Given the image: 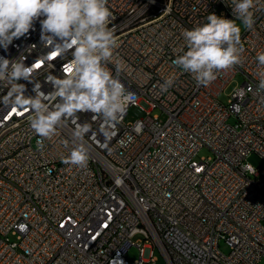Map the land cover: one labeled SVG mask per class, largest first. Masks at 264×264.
I'll return each instance as SVG.
<instances>
[{
  "label": "built area",
  "instance_id": "built-area-1",
  "mask_svg": "<svg viewBox=\"0 0 264 264\" xmlns=\"http://www.w3.org/2000/svg\"><path fill=\"white\" fill-rule=\"evenodd\" d=\"M108 7L119 78L136 93V106L108 148L101 135L84 137L89 161L81 169L63 163L75 139L71 121L39 149L30 113L0 104V264H156L155 250L165 264H261L264 169L247 158L264 161V92L256 91L264 71L256 59L264 52V11L254 9L253 26L244 27L241 64L198 86L172 64L182 54V32L213 13L235 19L230 0H108ZM50 51L37 21L29 34L0 48V57L23 55L31 66ZM68 59L70 53L37 61L34 78L42 91L52 90L46 76H62ZM108 67L115 75L114 63ZM238 75L242 83L221 103ZM170 76L174 85L163 92ZM19 82L25 95H34L32 83ZM6 91L0 87V96ZM128 116L134 120L126 122ZM90 118L79 114L97 132L100 122ZM138 122L140 131H133ZM202 147L210 157L198 158ZM108 153H120V161L108 160ZM133 246L138 258L129 261Z\"/></svg>",
  "mask_w": 264,
  "mask_h": 264
},
{
  "label": "clouds",
  "instance_id": "clouds-1",
  "mask_svg": "<svg viewBox=\"0 0 264 264\" xmlns=\"http://www.w3.org/2000/svg\"><path fill=\"white\" fill-rule=\"evenodd\" d=\"M230 3L235 19L213 13L207 16L206 23L182 32V54L172 64L190 74L198 86H208L221 71L241 64L244 47L241 26L236 21L250 29L254 24L253 10L264 11V0H230ZM113 19L108 0H0V48L7 50L15 39L34 30L39 21L41 40L51 51L39 56L37 61L66 58L70 53V59L62 67V76L51 73L46 76L45 83L52 89L47 93L34 78L37 61L27 66L23 55L15 60L0 57V87L7 89L0 96V104L30 113L28 122L38 137L39 149L45 147V140L57 135L65 121H71L75 125V139L63 163L81 169H86L89 161L88 149L82 142L84 137L89 133L93 139L101 135L102 146L108 148L118 136L117 126L129 107L136 106V93L127 89L119 78L123 68L122 62L114 58L119 43L114 27H109ZM256 59L264 68V52L258 53ZM110 63H114L115 75L108 67ZM259 76L256 91L264 92V71ZM20 80L33 84L34 95H25L27 86ZM174 82L170 76L160 85L161 90L167 92ZM81 113H91V121L100 122L97 132H93L91 123L79 122ZM133 131H140L139 122ZM125 136L129 143L134 139L130 134ZM119 143L123 146L125 140Z\"/></svg>",
  "mask_w": 264,
  "mask_h": 264
},
{
  "label": "rangeland",
  "instance_id": "rangeland-1",
  "mask_svg": "<svg viewBox=\"0 0 264 264\" xmlns=\"http://www.w3.org/2000/svg\"><path fill=\"white\" fill-rule=\"evenodd\" d=\"M237 24H239L241 26V34L243 33L244 30V26L240 21H236ZM242 83V78L240 75L235 76L233 82L226 88V90L220 94V96L218 97L219 101L223 104H226L227 100H228V95L233 91V89L237 86L240 85ZM153 114H156L159 116V120L161 122H163L165 120V115L162 114L158 109L154 110L152 112ZM134 120L133 116H128L126 118V122H132ZM234 118L230 117L228 119V123L229 124H233ZM198 158H206V157H210L211 156V152L206 148V147H202L201 149H199L198 153H197ZM247 162L253 167V168H258L260 170L264 169V161L262 159H260L257 155L252 154L247 158ZM139 236H136L134 240L138 239ZM219 249L222 253L226 254L228 253V247L226 246V244L221 241L219 243ZM154 255L157 258L156 264H165L163 257L160 255V253L155 250ZM126 257L129 261H134L138 258V250L136 249V247H131L127 253H126ZM261 264H264V257L261 260Z\"/></svg>",
  "mask_w": 264,
  "mask_h": 264
},
{
  "label": "bare ground",
  "instance_id": "bare-ground-1",
  "mask_svg": "<svg viewBox=\"0 0 264 264\" xmlns=\"http://www.w3.org/2000/svg\"><path fill=\"white\" fill-rule=\"evenodd\" d=\"M108 160L120 161V153H108Z\"/></svg>",
  "mask_w": 264,
  "mask_h": 264
},
{
  "label": "snow or ice",
  "instance_id": "snow-or-ice-1",
  "mask_svg": "<svg viewBox=\"0 0 264 264\" xmlns=\"http://www.w3.org/2000/svg\"><path fill=\"white\" fill-rule=\"evenodd\" d=\"M39 65H37V67H38Z\"/></svg>",
  "mask_w": 264,
  "mask_h": 264
}]
</instances>
